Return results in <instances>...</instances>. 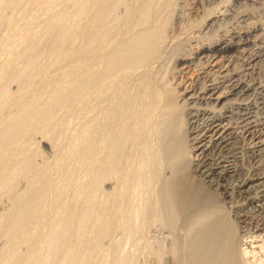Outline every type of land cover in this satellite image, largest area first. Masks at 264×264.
Masks as SVG:
<instances>
[{"label": "bare ground", "instance_id": "6f19581e", "mask_svg": "<svg viewBox=\"0 0 264 264\" xmlns=\"http://www.w3.org/2000/svg\"><path fill=\"white\" fill-rule=\"evenodd\" d=\"M7 1L8 0H0V21L3 20V17L5 18V15L3 13L4 11H2V8H3V6L6 5ZM15 1L13 0V3ZM175 2L177 3L176 0H31V1L28 0V2L26 4H24L26 6L28 5V9L26 10V12L23 16L24 18L21 20L18 19L20 22L17 21L14 16H12L14 13L12 15L10 14L11 17L7 16V19H8L7 25L9 24V26L12 28V29H10L12 31V34L10 33L11 31L8 34H10L11 36L13 35V36L12 37L8 36L9 38L4 36V39L1 40L2 42L0 41L1 42L0 52L6 53V55L4 53L5 57L3 58V60H2V58L0 59V202L3 200V198H4L3 196L5 195V197L6 196L8 197L7 200L8 201L10 200V205L8 204L9 207L7 209L4 207L6 209V211H4V210H3L4 212H1L2 210L0 211V234L2 236L7 237L9 242H8V244L6 242L7 246L5 245L4 248L1 247V249H0V264H5V263L7 264L8 262H12L13 260H14V262H13L14 264L15 263L20 264V262L22 260L24 261L23 264H28L24 260L27 257L32 258L33 259L32 261H34V260L36 261L39 258L38 257L39 255H37L36 259L33 258L34 255L33 256H30V255L34 254V252L38 249L36 247L37 245H35V244L38 241L37 239L42 237V235L39 234V231L40 230L43 231V229H46L47 233L46 232L45 233L48 234V236L51 234V232H53L52 231L53 229H52L51 232L49 231L50 232V234H49L48 228L41 227L43 229H39V231H38V228H40V226L43 224L46 225V227H48L51 224V223L49 224V222H52V220L54 221V220L58 219L59 221L58 220H56V221L60 222V219H62L63 216L65 217V219L64 218L63 219L65 221H67L68 217H70V213L73 211L72 209H74V206H75V205L67 206L66 205L67 203L64 204V206H66L67 208L73 207L72 209H70L71 210L70 211L69 209H66V207H64L62 205L59 206L58 205L59 199H58V201L56 203L58 206H56V204H54L52 202L55 205V206L53 205L52 208L57 207L60 209V207L62 206L61 210H60V214L62 215V218L59 219V217H61L60 214H59L60 216L59 215L56 216L55 214L53 215V216H56L57 218L56 217L53 218L50 215L52 217V220L47 222L49 225L46 223H42V221H44V220H40L41 217L43 218L45 215L50 214V212L54 211L51 208V211L48 213L49 210L47 211L45 207H42V205L46 204L48 202L47 205L50 206L49 201H51V199L50 200H49V198L46 199V197L49 196L48 193H49V191H51V189L55 183H56L57 187H54V188H57L56 190L58 192H61L58 190V188H59L58 181H60L59 178H61V177L57 178V179H59L57 181L55 176H56L57 172L59 171V169L63 168L62 166H64V165H62V166L60 165L61 167L57 170V165L55 164L56 160L54 158V160H55L53 163L54 165L53 164L52 165H53V167L54 166L55 167L54 168L50 167V169L47 168L50 171H52L51 168H53L54 171H55V169L57 170L56 174H54L55 175L54 177L56 180L54 182V184L52 181L53 179L49 178L50 176L48 177V175L51 174V172L50 173L48 172L49 173L48 175H46L47 172L45 174L41 173V174H43L42 176H41V174L39 175L37 173V171H35V169L36 170L41 169V168H39L40 163L39 164L36 163V164H38V165H36V168H35L34 163H33L34 161H36V158L34 159L35 152L32 151V149H33L32 146L34 147L33 144H35L36 142L33 143L32 141H35V140H32V138L35 135L39 136L36 133H40V135L42 134V136H43L42 138L44 139V137H45V140H47V139L51 140L54 136H56L55 134L57 132L54 134L53 131H52V133H53L52 135H54V136H52L51 139L49 138V136H47L48 134H50V136H51V130L50 129L53 128V125L54 126L56 125L54 119H56L57 116L61 117V119H62V116L67 115L69 112L68 110H70L69 107H71L72 105L74 107L75 102L77 104V100L82 95H83L82 97H84V95H85V98H86L87 92L84 94V90L87 88L86 86L90 87L89 84H92V82L96 81L97 83H95V84L99 87L100 90L96 89V90H98L96 92L97 94H96V96H93V95H90L89 93H91V91L94 90V87L97 88V86L95 85L93 87L94 84L91 85L93 87V89L91 87L92 90L88 87L91 90L88 93L89 98H90V96L91 97L92 96L93 97H99L97 95L100 93L99 91H101V90H104L103 96H106L107 92H111V91H109L111 89V87H108L111 80L115 79L114 82H117L118 80L120 82H122V81L123 82H130V80H132L134 77L136 78L137 82H139V84L137 85L138 86L137 89L134 88L137 91L135 94L136 98H135V95L134 96L132 95L133 99H131V100L133 102L132 104H134V105H133L132 113L130 112L132 114L131 116H130V113H127L126 110H125L126 111L125 114L120 113V111H119L120 108L122 110V109H124L122 107H125V106L121 107V104L119 106V110H117L118 105H116L117 108L116 107H110V106H108V104H107V106L105 105L106 111H107V108H109V107L111 108V109L109 108L111 114H110V112H107V113L111 116V118L113 117L112 120L115 119L113 116L114 113L112 112V110H113L112 108H116V110L119 112L115 115H118V114L122 115L123 114L124 116L125 115L127 116L129 114V116H128L129 118L125 117L127 120L126 119H125V121L123 120L124 122L122 121V119H124V118H122V119L120 118L121 120H119L117 118L121 117V116L120 115L116 116L117 117L116 120H119V122L122 121L123 123L118 124L119 122L117 123V121L113 120V121H115V123L114 122L113 123L114 124L117 123L119 126V131L120 130L121 131L120 132L118 131L119 135H117V137H114L116 139H112L113 137L110 138V141L113 140V144L111 143L112 145L108 143V139L107 140L105 139L106 141H104V142L108 143L109 146L110 145L112 146L111 150L108 151V149H110V147L109 146L107 147L103 144L106 147L105 150L108 148L107 149L108 153L106 156H105V152H107V151H105L104 155H102L103 152L97 150L98 147H96V146H100L99 148H102V147L104 148V146L101 145L103 143L101 135L103 133V136H104V133L106 134L107 131L111 132L110 130H112V129L108 130L105 128L106 131H103V132L99 131V133H101V134H98L101 136L100 138H99V136L98 137L95 136L97 138L96 141H98V138H99V140L101 139V144L99 143L100 141H98V143L100 145L98 143H96V141L94 140L95 138L93 137V140H94L93 144H95V143L97 144V145H93L95 149L97 148L96 149L97 152H96V150H95V152L96 153L100 152L99 155L106 157V160L104 159L105 157L103 158L104 159L103 160L102 158L98 157V154H97L98 158L96 156H94L95 159L97 158L96 159L97 161H98V159L99 160L102 159L101 161H103V162L105 161V165H104L105 167L104 166L103 167L106 168V170L110 169V171L108 170V172H106L105 174L103 173L105 175V176H103L104 179L107 177L106 174L109 172H111L110 173L111 175H116V173H115L116 171L113 173L114 169H112L113 170L112 171L111 168L114 167V165L117 167L119 161H121V156L122 155L124 156V153H125V155H128L126 152L128 150H132L130 148L135 147L137 149L134 150V152H136L138 150L139 152L144 153L143 150L140 151L141 148L140 149H138V148L143 146V144L146 142L144 144L147 147V149H144L146 151L145 152V158H143L144 154L143 155L137 154L139 159H138L136 169H134L136 163L133 160H129V161L134 162L133 163V164H135L134 168L131 167L133 165H130V164H128V165L130 166L131 169L135 170V172H133L135 174L134 178L137 180V183L139 184V186H140V184H142V186L145 187L144 183H145L146 178L152 179L150 174L145 175L144 174L145 171L143 172V168H144L143 166H145L144 170L145 169L147 170L146 167H148V166H146V165H149L146 163H150V165L153 167L155 178L157 180H159V184H160V180H163V183H161L162 184L161 189H159V190H161V193H159V194H161V198H160V202H159L160 205L157 203L158 200L155 203L161 207V209L159 208V211H162V214H163L162 218H163L164 222H166V223H168V225H170L169 227L173 226L175 228L180 220L186 221V219L188 220V218L191 219L190 223H188L189 221L187 222L189 224L188 225L189 227H187L189 232L186 231L187 234H185L188 236V233L191 232L190 234L192 235V240L191 239L190 240L192 242L190 241L191 242L190 245L187 243L189 245V247L191 246V248H189L188 245H187V247L189 249L187 247H183L184 245L186 246V242H187L186 239L190 238V237L185 236L184 234H182V236H181L183 238L187 237L184 239L185 240L184 245L183 246L181 245L182 240H183V238H182V240H180V239L176 240V243H175L176 246L175 247L179 246V244H180L181 249L183 247L187 250H190V251H187L188 255H189L187 257V259L188 258L191 259V261L194 264H264V215H263L264 204H262V205L255 204V202L259 201V200L256 197H252V196H254V195H252L253 191H255L254 189H256L258 187V185L260 184L259 182L262 180V178H260L257 175V171L259 170V167H257V164L260 161V160L258 161L259 157H261L264 153V131L260 135L259 133L261 132V130H258V127L261 125V123L262 122L264 123V82H263V80H261V82H258V83H253V84L248 83L247 81L244 80L245 76H242L243 74H241L242 73L241 71L249 69V68L253 69L256 65H259L260 62H264V47L260 46L257 50H255L253 48L254 45L252 46L253 41L251 39V37L254 33H258L260 31L262 32L264 30V25L262 24V22L253 21L252 20L253 17L250 16V12H248V10L250 11L249 8H252L253 5L255 3H257V1H255V0H190V2L193 4L191 6V7H193V10H194L193 13L195 14V16L197 15V19L193 23L195 25L192 24V26L194 28L195 27L196 28L199 27V28L196 30L192 29L191 33L189 32L188 35H187V32L190 31V28H186V30H184V31L181 30L182 32L181 31L178 32L179 30L176 32L171 27H169L170 29H172V32H170L171 34L168 31L169 30L168 29L169 24H167L168 19L166 18V16H167V14L171 13V12L170 13H168V12L172 8V6H174ZM13 3H12V5H14ZM15 3H17L18 5L21 6L22 0H19V1L17 0V2H15ZM18 5L16 7L19 8L20 6H18ZM13 8H15V6ZM15 9H17V8H15ZM119 9L123 10L122 13L118 12V11H120ZM6 15H7V13H6ZM231 15H233V16L236 15V17L239 16V17H237L238 22H239V26H238V28L237 27L233 28L232 31L227 32L226 34L218 35L216 37L211 36V35H209L210 36L209 37L207 35V38L206 37L204 38L201 33L196 34V32H194V31L199 32L200 28H202L204 26L206 27L212 21L215 22L216 18H218L219 20L221 18H223L221 20H229V17H231ZM15 16L17 17L16 14H15ZM196 22H199V23L196 24ZM189 26H191V24ZM189 26H187V27H189ZM175 29L177 30V28H175ZM5 37H6V39H5ZM253 44H256V43H253ZM239 45H242L244 47V51L247 50V53H242V59L239 60L238 65L236 62H234L236 64L234 66H232L230 70L227 69L226 71L218 72L217 74H211V72H207L205 70V71H203V73H204L203 77H202V75H199L198 77L196 76V78L194 80H192V83L188 87L183 88L184 84L187 83V79H189L188 75H190V74L192 75L195 72L201 71L203 68H206V67L208 69L209 68L208 65L210 66L212 63H214L217 60V58L220 56L222 59L225 57H229L226 55L230 54L235 49V47L239 46ZM165 53L167 54L166 60L168 62V64H166V62H165V66L168 65L167 66L168 68L171 66V69L170 68L168 69V75H167V76H169V77H167L168 80H165V75H164L165 71H163V72L161 71V73L160 72H157V73L154 72L155 71L154 68H155L156 64L161 63L160 67L164 66V63H162V60H163V56L166 55ZM4 55H2V56H4ZM77 55L78 56L81 55V57H84V58L89 57L88 58L89 63L86 62L87 63V65H86V63L82 62L81 60L74 61L76 63H73L72 59L75 58V56L77 57ZM2 56L0 55V57H2ZM19 57H22V59H26V60H24L26 63L24 64L23 67L18 66L20 68H16L18 64L15 65V63H16V61H18L17 58H19ZM229 59H230V57H229ZM19 60H20V58H19ZM165 66H164V70H165ZM160 70H161V68H160ZM45 73H50V76L51 75L53 76V78H52L53 83H52V81L47 82V80L49 78ZM248 74H250V73H248ZM45 75L48 78V79L46 78L47 80L45 79ZM156 75H157V77H155ZM147 77H149V78H147ZM116 79H117V81H116ZM157 79H158V81H156ZM50 80L51 79H49V81ZM226 83H227V85L225 86ZM14 85H16V87H14L16 89L13 90L12 86H14ZM118 85L123 86V84H121V83ZM114 86H116V85H114ZM129 86H131V85H129ZM106 88H107V91L105 90ZM125 88H127V87H125ZM218 88H223L226 90L225 96L221 99L218 98L216 100H211V98L207 99L206 96L212 95L213 93H215L217 91ZM129 90L131 91V89H129ZM114 92L112 93L113 95H114ZM119 92H121V91H117L118 95L122 94V93L119 94ZM122 92L124 93V91H122ZM92 93H93V91H92ZM102 93H100L101 97H103ZM127 93H129V92H127ZM133 93H135V91L130 92V94H133ZM93 94H95V92ZM110 94L111 93H108L107 96H109ZM117 94L115 93L114 96H117ZM113 95H111V96H113ZM114 96L108 97V98L109 99L111 98L110 100L114 101V100H112L113 98H116ZM121 96L122 95L119 96V99H118L119 101H120ZM126 96L127 95L125 94L124 97H125V99L128 100L129 98H127ZM82 99H84V98H82ZM99 99H100V97H99ZM85 100H88V99L86 98ZM93 100H97V99L93 98ZM101 100H102V98H101ZM103 100H104V98H103ZM103 100L101 102H100V100L99 101L97 100V101L100 102L101 104H104L105 102L103 103ZM116 100H117V98H116ZM118 100L116 102L119 104L120 102H118ZM131 100H130V102H131ZM89 101H91V100H89ZM126 102L127 101H125L124 104L129 103V102H127V103ZM81 103L79 102L80 107L83 109L82 105H84L85 101L82 105H81ZM86 103L88 104V102H86ZM95 103H97V102H95ZM101 104L97 103L98 106L99 105L101 106V107L100 106L98 107L99 111L102 110ZM110 104H111V102H110ZM122 105H123V103H122ZM128 105H126V106L129 107ZM105 106H103V108ZM75 107H77V106H75ZM88 107H90V103H89ZM67 108H68L67 113L65 115H63L64 111ZM81 108L79 111H81ZM99 108H101V110ZM74 109L76 110V108H74ZM74 109L72 108V111H74ZM78 109H79V105H78ZM84 109H85V106H84ZM92 109H93V107H92ZM92 109L90 108L91 111H92ZM95 110H97V108L94 109V111ZM85 111H87V110H85ZM85 111L83 110L82 114ZM99 111L97 113H100V115H105V114L107 115V113L103 114L105 111H101L102 114ZM113 111H115V109ZM117 111H115V113ZM123 111L124 110H122V112ZM70 112H69V114H70ZM60 113H63V114H60ZM76 113L78 114V112H76ZM79 113L81 114V112H79ZM97 113L96 114L93 113V115H90L92 113L89 112V115L91 117L93 116L92 117L93 119H91V121L94 120L95 118L100 119L99 120L100 122L102 121L103 118L94 117L95 115H97ZM72 114H73V112H72ZM74 114H75V111H74ZM82 114H81V116H82ZM86 114L88 115L87 112H86ZM86 114L84 113L83 115H86ZM69 116H72V115H69ZM78 116H80V115L78 114ZM90 116H88V117H90ZM110 116H109V119H111ZM102 117H104V116H102ZM106 117L108 118V116H105L104 120L107 119ZM61 119L59 118L60 123L65 125V127L67 129H69L67 127L68 125L66 126V124L63 121L61 122ZM63 119H64V121L66 120L65 117ZM84 120H89V118H85ZM112 120L110 121L111 123H112ZM78 121H79V119H78ZM96 121L98 122V120L95 119L94 122H96ZM106 122L107 123L109 122L108 119ZM52 123H54V124L52 125ZM56 123H57V121H56ZM58 123H59V121H58ZM67 123H68V121H67ZM83 123H85V122H83ZM83 123H82V125H84ZM96 123H94V124L97 125ZM102 123H98V124H101V126H103ZM107 123H104L105 126ZM88 124H86V125H88ZM94 124H89L88 127H90V125H91V127H92V125L94 127L95 126ZM108 125L109 124H107V126ZM57 126L59 127L60 125L58 124ZM84 126H82V128H80V129L81 130L84 129ZM101 126L98 125L99 128ZM114 126H112V127H114ZM49 127H51V128L49 129ZM93 127L91 128V130L87 127L86 128H87V130L92 132V129L94 131V128H95V127L94 128ZM98 127L95 129V132L97 131ZM108 127L110 128V125ZM56 128L57 127L55 126L53 130L56 131ZM63 128L61 125V129H63ZM78 128L79 127H77V129ZM116 128L114 129V131L116 130ZM58 129H60V127ZM61 129H60L59 134L61 136L62 135L65 136L64 134L68 130H66V129L61 130ZM100 129L105 130L104 127H101ZM61 131H63V132H61ZM64 131H65V133H64ZM69 131H70V129H69ZM77 131H78V134H80V137L83 134L87 135L86 133L89 132V131H87L85 133V131L83 130L84 133L82 131L83 134H81V133H79V132H81L80 130H77ZM95 132H93V133H95ZM116 132H117V130H116ZM62 133H64V134H62ZM72 133H74L73 130L70 134H71V136L75 135ZM96 133H98V132H96ZM70 134H68V136ZM89 134H90V132L87 135L88 139H90ZM108 134L109 133L107 132L106 137H108L107 136ZM112 134L116 135L117 133L114 132ZM68 136L67 137L65 136V138L69 139L71 137V136H69V137ZM75 136H77V135H75ZM106 137H104V138H106ZM40 138H41V136H40ZM58 138H59V135L55 139H58ZM73 138H74V136H73ZM78 138H79V135H78L77 139ZM85 138L86 137L84 136V142L83 143L81 141L82 138L80 139L81 142L80 141H77V142H79L80 145H83L85 143L83 146H86L88 148V146H90L89 145L90 142L88 143V141H90V140H86L87 138L86 139ZM91 138H92V136H91ZM72 139L69 140V142L70 141L73 142L75 140V139H73V140ZM133 139L138 140V142H136L139 144L138 147L135 146V144H136L135 142L133 143L134 146H132V147L130 146L131 143L134 141ZM60 140H61V137L59 138V140H57V142H60ZM85 140L87 141L88 144H86ZM131 140H133V141L131 142ZM137 140H135V141H137ZM63 141L61 143H63ZM245 141H247V142H245ZM53 142H54L53 143L54 145L57 143V142L55 143V141H53ZM77 142L75 144L77 146L73 145L74 143L73 144L70 143L71 148H69L70 144L67 145V143H68L67 142L66 145L68 146L67 147L68 149H66L65 144H63L64 146L61 145V146H63L62 150L66 149L67 150L66 152H69L70 150H71V152L74 151L76 147L78 148ZM40 143H41V141H40ZM61 143H59L58 145H60ZM128 143H130L129 144L130 148L128 147V149H127ZM37 144H35V145H37ZM140 144H141V146H140ZM56 146H53L54 149ZM72 146L73 147L75 146L74 150L72 149ZM113 146H115V147H113ZM35 148H37V147H35ZM77 148H76V150H77ZM112 148H114V149H112ZM125 148L127 149L126 152H125ZM51 149H53V148L51 147ZM56 149H58V148L56 147ZM84 149L81 147L79 150V148H78V150L81 151V153L78 152V150L73 152V153L75 154L77 152V155L82 154V156H83L82 152ZM142 149H143V147H142ZM117 150H118V152H117ZM85 151H84V153H85ZM102 151H104V150H102ZM37 152H36V154H37ZM71 152H69V153H71ZM86 152H87V154H89L88 157H90L91 154L88 153V150ZM90 152H91V150H90ZM134 152H133V154H134ZM133 154H131V155H133ZM192 154H193V156H192ZM238 154H240V156H238ZM51 155H53V153ZM66 155H64V156H66V158H67L69 154L66 153ZM140 155L142 156V160H141V157H139ZM70 156H72V154L69 155V157ZM80 156H79V158H80ZM85 156L87 157V155H85ZM134 156H136V153L132 157H134ZM243 156H244V158H243ZM59 157H60V155H58V158ZM75 157H77V156H75ZM75 157H73V160L75 159ZM128 157H130V156L128 155ZM40 158H44V157H40ZM46 158H44V159H46ZM62 158H63V156H62ZM124 158H127V157L125 156ZM228 158L229 159L232 158V160L228 161L227 160ZM68 159L70 161L71 157ZM76 159H78V158H76ZM80 159L82 160V158H80ZM86 159H88V158H86ZM60 160H61V158H60ZM134 160L137 161V157ZM242 160L249 162V164H250L249 165V168H250L249 171L250 172H249V175L246 174V176L243 177V179H241L239 181L237 186L234 187L238 190V192L236 194L234 188L232 190H229V187L227 186L228 184H226V183H228L231 179H234V177H236L235 176L236 174H240L241 172H243V168L242 169L239 167L237 168L238 163L242 162ZM66 161H68V160H66ZM69 161H68V163H69ZM85 161H87V160H85ZM92 161L94 162V164H93V166H94L97 161L96 162L94 160H92ZM123 161H124V159H123ZM129 161H126V162L128 163ZM231 161L235 162V166H236V169L234 170V172H235L234 176H233L234 172L231 173L229 171V166L226 165L227 162H231ZM62 162L64 163L63 159H62ZM73 162L76 163L77 161L74 160ZM59 163H60V161H59ZM85 163H87V162H85ZM120 163L122 164V162H120ZM143 163H145V165ZM77 164H78V162H77ZM102 164H104V163H102ZM121 164H119L121 166L120 168H122V165H123V164L122 165ZM126 164H124V165L126 166ZM83 165H85V164H83ZM124 165H123V167H124ZM258 165H260V162ZM41 166H42V164H41ZM79 166H81V164ZM79 166L77 165L76 168H74L75 166L72 165L71 168L73 167L75 169V170L73 169L72 171L77 172L79 170L77 167H79ZM89 166H92V164ZM98 166H100V165H97V169H98ZM66 167L71 170L69 165ZM103 167H102V169H103ZM116 167H115V169H116ZM37 168H39V169H37ZM67 168H63V169H67ZM79 168H80V170L82 169L81 167H79ZM120 168H118V170ZM47 169H46V171H47ZM128 169H126V170H128ZM99 170L101 171V169H99ZM121 170H124L125 172H122ZM126 170L120 169V171L122 172V175H123V173L126 174V172H127ZM150 170H151V167H150ZM153 170H152V172H153ZM100 171L97 170L98 175H99ZM130 171H132V170H130ZM40 172H43V171L41 170ZM63 172H62L63 173L62 177H63V175H64V177H66V176L69 177L70 176L69 174H72L71 172L68 173L69 171H67V170L66 171L63 170ZM103 172H105V171H103ZM146 172H148V171H146ZM150 172L151 171H149L148 173H150ZM59 173L60 172H58V174ZM67 173H68V175H67ZM94 173H96V169H95ZM65 174H66V176H65ZM130 174L132 175V172ZM130 174H129V177L130 178L133 177V176H130ZM164 174H165V176L162 178V176ZM87 175H86V179H87ZM91 175H92V176H90L91 178L95 177V174L94 175L91 174ZM117 176H118V174H117ZM117 176H114L113 179L115 180V177H116V180H117ZM126 176H128V175H124V180H125ZM51 177H53V176L51 175ZM81 177H82V175H81ZM111 177H113V176H111ZM195 177L200 178L202 180V182H200V180L197 179V180H199L200 184L196 183L197 180ZM75 178H77V177H75ZM121 178H122V176H121ZM121 178H120V180H121ZM134 178L133 179L131 178V180L134 181ZM18 179H21V180H18ZM22 179H24V180H22ZM95 179H99V177L97 176V177H95ZM113 179L111 178V180H113ZM154 179H153V181H154ZM69 180H70V177H69V179L65 180V183L68 184L67 182ZM109 180L110 179H108V181ZM111 180H110V183H111ZM122 180H123V178H122ZM17 181H20V182L25 181L27 183V185L25 184L26 186H23V188H24L23 190L16 191V189L18 188V186H15V185H17ZM81 181H83V180H81ZM81 181H80V183H81ZM85 181H87V180H85ZM99 181H100V179L97 182L99 183ZM104 181H102V179H101V181H100L101 185H102V182H104ZM125 181H123L122 183H125ZM128 181H126V183H128ZM118 182L120 183V181H118ZM134 182L131 181L129 183H130V185H132ZM70 183H72V182H70ZM73 183H75V182H73ZM87 183H85V184H87ZM114 183H116V181ZM119 183H116V185L117 184L119 185ZM137 183H136V185H138ZM156 183L157 182H155V184ZM92 184H95V183H92ZM103 184H105V182ZM153 184H154V182H153ZM206 184L212 185L213 187H216L215 190L218 192L207 191ZM71 185H70V187H71ZM149 185L151 186L150 183H149ZM19 186L21 187L20 184H19ZM87 186H89V184ZM91 186L94 187L93 185H91ZM97 186L99 187L100 185H97ZM97 186L95 185V188ZM119 186H121V185H119ZM122 186H124V185H122ZM142 186H141V188H143ZM20 187L18 189H21ZM113 187L114 186H112V188H111L112 191L117 189L116 187H115V189H113ZM126 187L127 186L125 185V188ZM129 187L131 188L132 186H129ZM152 187H154V185ZM60 188L62 189V186H60ZM66 188H69V187H66ZM95 188H94V190H95ZM97 188H96L97 192L101 191L103 189V188H100L99 190H97ZM122 188L123 187H121V189ZM141 188H140V190H141ZM148 188L150 189V187H148ZM127 189L128 190H126V192L129 191L128 187H127ZM146 189H144V190H146ZM153 189H156V186ZM153 189L149 190V191L154 192L153 196H155L157 193L155 194V191H153ZM92 190L93 189H91L90 191H92ZM140 190L137 192H140V195H141L142 190L141 191ZM157 190H156V192H157ZM79 191H80V189H79ZM90 191H89V193H90ZM96 191H92L90 194H92L93 192H96ZM112 191L109 190V192L108 191L107 192L110 194V192H112ZM119 191H120V188H119ZM132 191L135 192V190H132ZM63 192H64V190H63ZM107 192L105 191L104 193H102V194L100 193V194L105 195V197H106L107 196L106 194H108ZM124 192L125 191H123V193L122 192L121 193L124 194ZM145 192H147V191H145ZM51 193L52 192H50V194ZM75 193H76V191H75ZM112 193H113V195L112 194H110V195L114 196L115 193L114 192H112ZM56 194H58V193L56 192ZM65 194H67V193L65 192ZM85 194H88V193H85ZM96 194H95V197H96ZM100 194H97V195H99L97 197L98 198L100 197L99 200H100V202H102L101 199H103L105 197L101 198ZM122 194H121V196H122ZM133 194H130V195L132 196ZM135 194H137L139 196V193L135 192ZM149 194H151V192ZM221 194H222L221 201H223L224 203H227L228 200H231L232 204H235L236 198L239 199L238 201H244V203H242V204H238V203L235 204V206L232 207L233 209L231 208L234 212V217L230 220H226L225 216H224V220H220V214H221V208H222L221 206L222 205H217L218 203L217 204H215V203L220 202V195ZM92 195H94V194H92ZM115 195L118 196V194H115ZM124 195H126V194H124ZM85 196H83V197H85ZM87 196H90V195H87ZM111 196H110V198H112ZM119 196H120V194H119ZM131 196H130V198L132 199ZM145 196L147 197V193ZM57 197H59V196H57ZM60 197H63V193H62V196H60ZM68 197L69 196L67 195L66 198H68ZM75 197H77V196H74V198ZM91 197L89 199L90 203H91V201L92 202L94 201L91 199ZM97 197L94 198L95 201H96V199L98 200ZM123 197L125 198V196H123ZM123 197H122V199L116 198L115 200L118 201L120 199L119 201L121 202V200L122 201L124 200ZM155 197H159V196L156 195ZM110 198L108 196V200ZM130 198H128L129 203H131L130 201H132V200H130ZM137 198L138 197H136V199ZM154 198H153V200L156 199V198L155 199ZM61 199H63V198H60V200ZM82 199H84V198H82ZM112 199H114V197ZM112 199H110V200L113 203ZM133 199H134V197H133ZM143 199H145V198H143ZM45 200H47V202L44 203ZM72 200H71V202H72ZM99 200H98V202H99ZM115 200H114V203H116ZM135 200H133V202ZM139 200H140V196L138 198V201L136 200L138 204L141 202V200H140V202H139ZM149 200L152 201V204L150 203L151 206H149L147 204L150 208L152 207V205L153 206L156 205V204H154L153 200H151L150 197H149ZM63 201L66 202L65 198L62 201H60V203L63 204L64 203ZM103 201H104V203H101V204H98L97 201H96V203L100 206L102 204L106 205V204L110 203V202L106 203V202H108L107 198H106V200L104 199ZM145 201L146 200H144V203H141V205L149 202V201L148 202H145ZM54 202H56V201H54ZM120 202H119L120 205L123 204ZM142 202H143V200H142ZM7 203H9V202H7ZM52 203H51V205H52ZM82 203H84V202L82 201ZM90 203L87 202L88 205ZM74 204H76V203L74 202ZM80 204H81V202L78 205L79 209L81 207H83L84 205L88 206L85 203L83 206H82V204L81 205ZM110 204H109V206H110ZM98 205H96V206L99 208L100 206H98ZM116 205L114 206V209H115V207L117 209L118 208L117 206H119V205H117V206ZM133 205H134V207H132V208L134 210V208L137 207V204L135 205L133 203ZM141 205L139 204V206L142 209L143 207L145 208L146 204L144 206H141ZM43 206H45V205H43ZM49 206H46V207H49ZM111 206H113V205L111 204ZM122 206H124V205H122ZM128 206H130V205H128ZM128 206H126V208H128ZM249 206L256 209V211L252 214H249V212H246L245 209ZM91 207H93V208H91V212H92V210L94 208H96L94 206V203L91 205ZM106 207L105 206L100 207L101 211H102V209L104 211V208H105V210H107ZM149 207H147L146 209H143V210H145V211L149 210ZM41 208L42 209L45 208L44 211H47L46 212L47 214H45V215L40 214V213L44 212V211H41L42 210ZM57 208H56V210L59 211V209H57ZM98 208H96V209H98ZM153 208H155V206ZM137 209H139V208H137ZM67 210H69L70 213ZM78 210L76 212L74 211L75 214L78 212ZM83 210L86 212L85 208L82 209V211ZM119 210H121V208ZM151 210H152V208H151ZM151 210L146 211L147 215L151 214ZM154 210L157 211V208ZM154 210H153V212H154ZM225 210L226 209H224L223 211H225ZM232 210H230V212ZM80 211H81V209H80ZM103 211H102V213L100 212V213H96V214L102 215L104 212L105 213L108 212V211L107 212L106 211L103 212ZM118 211H116L117 215L119 214ZM139 211H141V210L139 209ZM142 211H141V214L144 213V211H143V213H142ZM226 211H228V210H226ZM74 212L71 213L73 215V217H74V214H73ZM112 212H114V211L112 210ZM116 212L113 214H116ZM123 212H124V209H123ZM123 212L121 211L120 214H122ZM127 212L125 211L126 214H127ZM137 212L138 211H136V213ZM153 212L151 215L152 217L155 213V212L154 213ZM53 213H51V214H53ZM55 213H57V212H55ZM94 213H92V215ZM108 213H107V215L105 214L106 218H107V220H111L113 217L109 215L111 219H108L109 218ZM110 213H111V211H110ZM125 213H124V215H125ZM157 213H155V214H157ZM89 214H90L89 216H91L93 218L91 213H89ZM98 215H95L96 218ZM127 215H128L127 218L130 219L129 216L131 217V214H127ZM137 215L138 214H136V216ZM47 216H49V215H47ZM134 216H135V214H134ZM151 216H150V219H151ZM254 216L256 219H258L257 224L255 226H252L251 228H249L248 229L249 231L247 233L245 232L246 233L245 235L240 234V236H239L238 232H239L240 228H239L238 224L239 223L250 224L253 221L252 219ZM73 217L69 218L72 222L74 219ZM75 217H78V215H75ZM91 217H89L90 221H88V219L86 220V222L88 221L89 224H87L85 222L88 226L90 225V222H91V224H93L92 221H94V223L96 222V218H95V220L91 221V219H92ZM98 217L101 218L102 216H98ZM119 217H120V215H119ZM122 217H123V220L125 221L126 218H124L123 214H122ZM125 217H126V215H125ZM144 217H146V218L145 219L143 218V220H146V219L149 220L148 219L149 216L147 218V216L144 215ZM47 218L48 217L45 218L44 222L48 221V220H46ZM66 218H67V220H66ZM78 218H77V220H75L76 219L75 218L74 222H77L79 220ZM83 218H85V217H83ZM102 218H105V216H103ZM106 218H105V220L103 219V221H101L102 219L100 220L98 218L99 221H101V222H99V224L100 223L102 224L103 222H105ZM49 219H51V218H49ZM121 219H119V222H121L120 221ZM132 219H136V218L133 217ZM39 220L41 221V223L39 222ZM70 220H68V222H67L68 226H69V223H71V222H69ZM123 220H122V223H123ZM141 220H142V216H141ZM147 220H146V222H147ZM56 221H55V226L58 223V222L56 223ZM62 221L60 222V225H61ZM151 221L153 222L154 219ZM112 222H114V224H115V222L118 223L117 226L115 225L117 230H118V225H119L118 220L117 221L112 220ZM127 222H125V224H127ZM130 222H131V219H130ZM136 222H137V225H135V224L134 225L138 227L139 226L138 220ZM149 222H150V220H149ZM37 223H40V224H38L39 227H38V225L36 226V227H38L36 230L40 236L37 234V232H35L36 234H34V235L39 236V237H35L31 233L32 230L36 228V227L35 228H33V227ZM52 223H54V222H52ZM65 223L63 221L62 225ZM109 223H111V221ZM109 223L106 222V224L111 227V225ZM139 223H140V220H139ZM142 223H144V222L143 221L141 222V225L143 228H145V226L148 225L147 223H146L147 225L142 224ZM156 223H157V221H156ZM82 224L84 225V222ZM96 224H98V220H97ZM125 224L124 225L121 224V225L124 228L127 227L126 230H128L129 224H127V225H125ZM150 224H151V222H150ZM51 225H53V224H51ZM65 225L67 226V224H65ZM73 225L75 227V224H73ZM79 225L80 224H77V226H79ZM101 226L103 228L105 225H99L100 228H101ZM135 226L133 227V224H131L130 228L132 229V227H133L134 230H136ZM60 227L58 224H57V227H55L57 229H55L52 226V228H54V231L55 230L58 231V230L62 229V231L64 230V232H65L67 229V228H64V229L61 228L60 229ZM74 227H72V230H70L71 229L70 228L68 231L71 232L70 236L75 237V238L72 237L75 241L77 234L75 235L73 232L77 233L78 229H76L77 227H75V228ZM83 227L85 228L87 226L85 225ZM91 227L92 226H89L90 230H91ZM110 227L109 228L106 227L107 232H108V229H110ZM142 227H140V228L143 230ZM164 227H165V225H164ZM94 228L95 227H93L92 229H94ZM96 228H97V226H96ZM100 228H98V229L100 230ZM113 228H114V226H113ZM49 229H50V227H49ZM74 229L76 231H74ZM85 229H86V231L87 230L89 231V229H87V228H85ZM119 229L122 230V228H119ZM30 230H31V232H30ZM81 230L82 229H80L79 231H81ZM99 230L97 231V229H94L95 232H93V233L101 232ZM104 230H102V231H104ZM114 230H115V228L112 229L111 231L114 232ZM126 230H125V233L127 234L128 232H126ZM138 230H139V228H138ZM26 231H27V234L30 232L31 235L30 234H29L30 236L26 235L25 234ZM62 231H61V233H59L60 231H58V234L56 236H55L56 233L53 232V233H55L54 234L55 237H54L52 242H50V241L53 237L51 236L52 234L50 235L52 238L50 239V241L48 243H51V244H49L50 246L48 245L50 248L47 247L48 249H46V251L47 250L49 251V249L50 250L53 249L54 246L57 245L58 241H59L58 243L60 244V242L62 241V240H60L62 238V237L60 238V236L64 235V233H62ZM83 231L84 230H82L80 233L81 234L84 233ZM128 231L131 232V230H128ZM90 232H92V231H90ZM132 232H131V234H132ZM241 232H242V230H241ZM93 233H91V234H93ZM125 233H124V236H125ZM79 234L77 236L76 241H78L80 239V238L78 239ZM81 234H80V236H81ZM85 234L87 235V233H85ZM82 235H84V234H82ZM115 235H116V233H115ZM128 235H129V233H128ZM128 235H127V237H128ZM67 236H69L68 232H67V235L65 237L66 238L65 242L63 241V243H64L63 245H65V243H69L68 245H66L67 247L73 246V245H70V244H72L73 239L70 236L67 238ZM91 237H94V235ZM47 238L48 237H46V240L48 241L49 239H47ZM175 238H176V236H175ZM4 239H6V238H4ZM43 239L44 238H42L41 240H43ZM57 239H59V240L57 241ZM62 239H64V238H62ZM68 239H71V243L69 242ZM83 239H86V237L81 238V241ZM94 239H95V237H94ZM260 239H262V240H260ZM46 240H45V242H46ZM179 240H180V243H179ZM21 241H26V244H27V242L32 243L31 244L32 247L29 246L30 244L27 245L30 247V249L27 248V251H26V253H28L29 256L26 255V258H24V259L22 257L26 253H24V255L18 253L21 250V249H18V247L20 248V246L25 243V242L23 243ZM54 241H56V245L54 243V246L52 248L51 246H52ZM66 241H68V242H66ZM76 241L74 242V244L77 243ZM86 241H87V239H86ZM102 241H103V239H102ZM102 241H101V243H102ZM188 241H189V239H188ZM39 243H38L39 246L45 245L44 243H42V241H41L42 244H39ZM82 243L83 242L80 243L81 246H85ZM94 243H97V242H94ZM255 243H258L257 247L251 246L252 244H255ZM3 244H4V242H3ZM61 244H62V242H61ZM80 244L79 243H78V245L76 244L77 248L80 246ZM85 244H88V242ZM123 245H124V243H123ZM2 246H4V245H2ZM109 246H108V248H109ZM121 246H122V244H121ZM90 247H87L86 251L84 250L85 254L90 252L92 249H94V248H91V250L87 251V249H89ZM42 248L43 247L41 246V249ZM63 248L64 247H62V248L57 247L55 249V252H53L54 250L49 252V255L45 256L46 261L48 263L52 262V264H54L53 263L54 261L56 262L55 264H64V263L68 262V260L72 261V259H75L72 256V254L76 253V251H75V249L77 250L76 247L75 248H74V246L70 247L72 250L68 249V251L66 253H64L65 252L64 249H66V248H64V249ZM73 248H74V250H73ZM81 248H83V247H81ZM98 248H100V247H97L96 249L98 250ZM34 249H36V250L34 251ZM61 249H63L64 251L63 250L61 251ZM39 250H40V247H39ZM97 250H93L94 253H95V251L97 252ZM103 250H101V252ZM184 250H181V252L183 254H184V252H186ZM77 251H78V253H80L79 250H77ZM98 252H100V251H98ZM22 253H23V251H22ZM50 253H52V254H50ZM78 253H76V254H78ZM81 253H83V250L81 251ZM104 253H106V252H104ZM118 253H120V252H118ZM182 253H180V254L182 255ZM36 254H38V253L36 252ZM91 254H92V251H91L90 255ZM100 254L101 253H99V255ZM180 254H179V256H180ZM78 255L81 257L82 254L81 255L78 254ZM90 255L85 256L83 254L81 259L84 258L83 256H85V258H87ZM92 255H94V254H92ZM185 255H184V257L187 256V255L186 256ZM79 256H77V258ZM71 257H73V258L69 259ZM91 257L93 258V256H90L89 259ZM105 257H107V256H105ZM108 257H110V256H108ZM114 257H115V255H114ZM181 257L182 256H180V258ZM184 257H182V258L184 259ZM79 258H78V260H79ZM182 258H181V260H182ZM39 259L41 260V255H40ZM42 259L44 260V258H42ZM81 259L79 260L80 263L81 262L83 263L86 260V259H83L84 261H81ZM89 259H87V260H89ZM147 259H149V258H147ZM40 260H38V261H40ZM43 260H41V261L43 262ZM87 260H86V262H87ZM96 260H97V258H96ZM105 260H106V264H107V261L110 264L112 262H115V261H113L115 259L107 260L105 258L104 263H105ZM29 261L30 260H28V262ZM89 261L91 262V260H89ZM182 261H184V260H182ZM72 262H68V263L71 264ZM178 262L183 264L180 261V259H178L177 263ZM188 262H189V260H188ZM76 263L77 262L75 261V264ZM104 263H102V264H104ZM116 263H117V261H116ZM191 263H186V264H191ZM43 264H45V261ZM87 264H89V263L87 262ZM91 264H94V263H91Z\"/></svg>", "mask_w": 264, "mask_h": 264}, {"label": "rangeland", "instance_id": "374dc122", "mask_svg": "<svg viewBox=\"0 0 264 264\" xmlns=\"http://www.w3.org/2000/svg\"><path fill=\"white\" fill-rule=\"evenodd\" d=\"M9 1V2H8ZM7 1V3H6V5L5 6H3V8H2V11H4L3 13H4V15H5V18L3 17V20H1L0 21V41L2 40V39H4V36H6L7 38H9L8 36H11L10 34H8L11 30L10 29H12L10 26H9V24L7 25V23H8V19H7V16H10L11 17V15L12 16H14L15 17V19L17 20V21H19L18 19H23L24 17V14H25V12H26V10L28 9V5L26 6V5H24V4H26L27 2H28V0H22V3H21V6L20 5H18L17 3H15V2H17V0L13 3V0L11 1V0H8ZM19 1V0H18ZM27 1V2H26ZM31 1V0H30ZM177 1V3L175 2L174 3V6H172V8L169 10V12L168 13H170V14H167V16H166V18L168 19L167 20V24H169L168 25V31H169V33L170 32H172V29L173 30H175L176 32L178 31V32H180L181 30L182 31H184V30H186V28H190V31H188L187 32V35L189 34V32L191 33V31H192V29L193 30H196V29H198L199 27H193L192 26V24L194 23V21L197 19V15L195 16V14L193 13V7H191L193 4L190 2V0H176ZM255 1H257V3H255L254 5H253V7L252 8H249L250 9V11L248 10V12H250V16H252L253 18H252V20L253 21H257V22H262V24L264 25V0H255ZM26 2V3H25ZM187 2V3H186ZM9 3V4H8ZM12 3L14 4V5H12ZM30 3V2H29ZM20 6L19 8L18 7H16V6ZM15 6V8H17V9H15V8H13ZM26 6V7H25ZM190 7V8H189ZM23 8V9H22ZM192 8V9H191ZM15 9V10H14ZM120 11H118V12H120V13H122V9H119ZM22 11V12H21ZM24 11V12H23ZM191 11V12H190ZM6 13H7V15H6ZM192 13V14H191ZM11 14V15H10ZM15 14L17 15V17L15 16ZM20 15V16H19ZM22 16V17H21ZM195 17V18H194ZM237 17H239V16H237ZM236 17V15H231V17H229V20H221V19H223V18H221L220 20L218 19V18H216V20H215V22H211L209 25H207L206 27L204 26V27H202V28H200V30H199V32H197V31H194V32H196V34H198V33H201L202 35H203V37L205 38H207V35L209 36V35H211V36H214V37H216V36H218V35H223V34H226L227 32H230V31H232V29L233 28H235V27H237L238 28V26H239V22H238V18ZM9 18V17H8ZM6 19V20H5ZM16 21V22H17ZM169 21V22H168ZM4 22V23H3ZM20 22V21H19ZM172 22V23H171ZM182 23V24H181ZM197 23H199V22H196V24ZM191 24V26H189ZM179 27H178V26ZM193 25H195V24H193ZM187 26H189V27H187ZM10 27V28H9ZM169 27H171L172 29H170ZM193 27V28H192ZM175 28H177V30L175 29ZM226 29V30H225ZM225 30V31H224ZM181 31V32H182ZM210 31V32H209ZM216 32V33H215ZM218 32V33H217ZM11 34H12V31L10 32ZM213 33V34H212ZM171 34V33H170ZM262 34V35H261ZM13 36V35H12ZM11 36V37H12ZM186 36V35H185ZM263 36V37H262ZM6 37H5V39H6ZM210 37V36H209ZM251 39H252V41H253V43H256V44H253L252 43V46H253V48L255 49V50H257L260 46H262V47H264V30L261 32H258V33H254L253 35H252V37H251ZM2 42V41H1ZM1 42H0V44H1ZM257 45V46H256ZM240 46V47H239ZM239 46H236L235 47V49L230 53V54H228V55H226V56H229L230 57V59H229V57H225V58H221V56L220 57H218L217 58V60L214 62V63H212L210 66L208 65V69H207V67L206 68H203L201 71H197V72H195L194 74H190V75H188L189 77V79H187V83H185L184 84V86H183V88L184 87H188L191 83H192V80H194L195 78H196V76L198 77L199 75H202V77H203V71H207V72H211V74H217L218 72H223V71H226L227 69L228 70H230L231 69V67L232 66H234L236 63H237V65H238V63H239V60H241L242 59V53H247V50H245L244 51V47L242 46V45H239ZM0 47H1V45H0ZM256 47V48H255ZM167 51V50H166ZM1 53V52H0ZM5 53V52H4ZM4 53L2 52L0 55L2 56V55H4ZM167 53V52H166ZM165 53V54H166ZM5 55H6V53H5ZM5 55L4 56H2V57H0V59L2 58V60H3V58L5 57ZM80 56V57H79ZM77 55V57L75 56V58H73L72 60H73V63H76V62H74V61H78V60H81L82 62H87V63H89L88 61H89V57H81V55ZM165 56V57H164ZM163 56V60H162V63H164V66H165V62H166V64H168V62H167V54L166 55H164ZM19 58H20V60H19ZM19 58H17L18 59V61H16V63H15V65H17V67L16 68H20V67H23L24 66V64L26 63L24 60H26V59H22V57H19ZM79 58V59H78ZM84 58V59H83ZM87 58V59H86ZM77 59V60H76ZM86 59V60H85ZM85 60V61H84ZM166 60V61H165ZM19 62V63H18ZM234 62H236V63H234ZM87 63H86V65H87ZM263 63V64H262ZM160 64L161 63H158V64H156V66H155V68H154V72L155 73H157V72H160L161 73V71L163 72V71H165V80H168V78L167 77H169V76H167L168 75V69L170 68L171 69V66L168 68L167 66L168 65H166L165 66V70H164V66L163 67H160ZM18 66H20V67H18ZM223 66V67H222ZM160 68H161V70H160ZM242 73L241 74H243L242 76H245V78H244V80L245 81H247L248 83H258V82H261V80H263V82H264V62H260V64L259 65H256L253 69L252 68H249V69H246V70H243V71H241ZM248 73H250V74H248ZM47 76H48V78L49 79H51L50 81H49V79L47 78V76L45 75V79L47 80V82H51L53 79V76L51 77L50 76V73H45ZM44 76V75H43ZM51 77V78H50ZM155 77H157V75L155 76ZM44 78V77H43ZM147 78H149V77H147ZM115 80V79H114ZM114 80H111V82L109 83V85H108V87H111V89L109 90V91H111V92H107V95H108V93H111L109 96H103V94H104V90H101V91H99L100 93H102V96L103 97H101V94L99 95H97V96H99L100 97V99H99V97H93V96H96V92L98 91V90H96V89H99V87L95 84V83H97L96 81L95 82H92V84H89L90 85V87L89 86H86L87 88L89 87L90 89H91V85H93V87L96 85L97 86V88L96 87H94V90H92L93 89V87H92V91H93V93L95 92V94H93L92 93V91L89 89H85L84 90V94L86 93V95H87V99L88 100H85L86 98H85V95H84V97H80L78 100H77V104H76V102H75V104H74V107H73V105L71 106L73 109L74 108H76V110L74 109V111H75V114H74V111H72V108L71 107H69V109L70 110H68V108L64 111V114L63 113H60V114H63V115H65L66 113H67V110L70 112V114H69V112H68V114L67 115H65V116H62V119H61V117H59V116H57V118L56 119H54V121H55V126L57 127L56 128V131H54L53 129H54V123H52V125H53V128L52 129H50L51 127H49V129L51 130V136H50V134H48L47 136H49V138L51 139V137L52 136H54V135H52L53 133L55 134L56 132V136H54L55 138H57L58 137V135H59V138L61 137V140H60V142H57V140H59V138L58 139H55L54 137L51 139V140H49V139H47V140H45V137H44V139L42 138L43 136H42V134L40 135V133H36L37 135H39V136H34L33 138H32V140H35V141H32L33 143H35V144H37V145H35V144H33L34 145V147L32 146V151L33 152H35V154H36V152H37V154L35 155L34 153V159L36 158V161H34L33 163H34V166H35V168H36V165H38L39 163V168H41V169H39V168H37V169H39L40 171L42 170L43 172H40L39 170H36L35 169V171H37V173L40 175L41 173H43V174H45L46 172V175H48L50 172H51V174H49L48 175V177L49 178H52L53 180V184H54V182L57 180H59L60 179V181H58V186H59V188H60V186H62V189L64 190V192H63V190L61 189H59L58 188V190L59 191H61V192H58L56 189L57 188H54V187H57V185H56V183L53 185V187H52V189H51V191H49V196H47L46 197V199H48L49 198V200L51 199V201H49V204H50V206L49 205H47V200H45L44 201V203L45 202H47L46 204H43V205H45V206H43L42 205V207H45L46 208V210L48 211V213L51 211V208H52V206L54 205V204H56L57 203V201H58V199H59V206L60 205H62V206H64V204H66L67 206H69V205H75L74 206V209H72V208H67L66 206H64V207H66V209H72L73 211L72 212H76L78 209H79V207H78V205H79V203L81 202V204H82V206L84 205V203L85 204H87V202L88 203H90V201H89V199H90V197H91V199L92 200H94L93 202L91 201V203L88 205V206H86V205H84L83 207L85 208V210H86V212L83 210L82 211V209H84L83 207H81L80 209H81V211H80V209L78 210V212L75 214V212L73 213L74 214V217H73V215L69 212V210H67L69 213H70V217H68V220H70L69 218H76L75 220H77V218L79 219L77 222H74V219H73V222L70 220L69 222H71V223H69V226H68V220H67V218H66V220L67 221H65L64 219H65V217L63 216V218H62V215L60 214V210H61V207H60V209L59 208H57V207H53L52 209L54 210H52L53 212H50V214H47L46 212L47 211H44L45 210V208H41L42 210L41 211H44V212H42V213H40V214H47V215H51L53 218L54 217H56L57 215H61V217H59V219L60 218H62V219H60V222L63 220L64 221V223L65 224H67V226L69 227H67L65 224H63L62 225V223H63V221H62V223H61V225H60V222H58L59 220L58 219H56V220H58V221H56V220H52V217L50 216H47V215H45L46 217H48L46 220H48V221H46V222H44L45 221V216L42 218H40V220H44V221H42V223H46V224H48L47 222H49L50 220H52V222H54V223H52V222H49V224L51 223V224H53V225H49L48 227H46V225H41L40 226V228H38L39 227V225L38 224H40L41 223V221L39 220V222L40 223H37L33 228H35L37 225H38V227H36L35 229H33L32 230V232H31V230H30V232L34 235V234H36L35 232H37V228H38V231H39V229H43L44 227L45 228H48V233L50 234V232H51V230L53 231V232H55V233H53V232H51V236L53 237H51L50 235L48 236V234H46L47 233V230L46 229H43V231H39V234L40 235H42V237L41 238H38L37 240V242L39 243V244H42V243H44L45 242V240H46V237H48L47 239H49L48 241L46 240V242L44 243L45 245H41L43 248L41 249V246H39L38 245V243L36 242V244L35 245H37L36 247L38 248H36V249H34V254H32V255H30V256H33L34 255V259H36L37 258V255H39L38 257L40 258V255H41V260H43L42 258H44V260H43V262L38 258L36 261L34 260V261H32L33 259L32 258H30V257H27L26 258V255L27 256H29V254L28 253H26V251H27V248L28 249H30V247H32L31 246V244L32 243H28L27 242V244H26V241H21V242H25L23 245H21L20 243V248L18 247V249H21L18 253L19 254H23L24 255V253H26L22 258L24 259V258H26V259H24L25 260V262H27L28 264L30 263V264H38L40 261V263L39 264H43L44 263V261H45V264H47L48 262L46 261V257L45 256H48L49 255V252H51V251H53V252H55V249L57 248V247H64V248H66V249H64L65 250V252L64 253H66L67 251H68V249L69 250H72L70 247H73L74 246V248L76 247L77 248V245H78V243L80 244L81 242H83L82 244L83 245H85V246H81V244H80V248L81 247H83V248H81L82 250H83V253H81V249L78 247L77 248V250H79L80 251V253H78V251L75 249V251H76V253H78V254H84L85 256H88V255H90V253H91V251H92V254H94V255H90V256H93V258L91 259H89V257H87V258H85V256H83L84 258H82L81 259V257H82V255H81V257L78 255V254H72V256L76 259L77 258V256H79L78 258H79V260L81 259V261H84L83 259H89V260H91V262L89 261V260H87V262L89 263V264H91V263H94V264H102V263H104V259L106 258L107 260H113V259H115V260H113V261H115V262H112L111 264H115L116 263V261H117V263L116 264H178L177 263V261H178V259H180V261L183 263V264H186V263H191L192 261H191V259H187V257L189 256L188 255V252L187 251H190V250H187V249H185V248H183V247H187V245L189 244H191V240H192V235L190 234V233H188V236L187 235H185V234H187V232H189V230H188V228L187 227H189L188 225V223H190V218H188V220L186 219V221L185 220H180L179 222H178V224H177V226L174 228L173 226H171V227H169L170 225H168V223H166V222H164V220H163V218H162V216H163V214H162V211H159V208L161 209V207L159 206L160 204H159V202H160V198H161V194H159V193H161V190H159V189H161V183H163V180H160V184H159V180H157L156 178H155V175H154V170H153V167L150 165V163H146V164H149V165H146V166H148V167H146L147 168V170L145 169L144 170V168H145V166H143L144 168H143V172H144V174L145 175H147V174H150L151 175V177H152V179L151 178H146V180H145V187H143L142 186V184H140V186H139V184L137 183V180L134 178V173L133 172H135V170L134 169H136V166H137V163H138V156H137V154H141V155H143L144 154V156H143V158H145V150L144 149H147V147H146V145H144L143 143V146H141V144H140V146L141 147H139L138 149H140V151H144V153H142V152H139L138 150L136 151V152H134V150H136L137 148H130V146L132 147V146H134V142L136 143V142H138V140L137 139H135V140H137V141H135L134 139V141L133 140H131V145L129 146V144L130 143H128V145H127V149H128V147L130 148V149H132V150H128L127 151V149L125 148V152L130 156V157H128V155H125V153H124V156L122 155L121 156V161H119V163H118V165H117V167L114 165V167H112L111 168V170L112 169H114V171H113V173L115 172L116 173V175H111L110 173L111 172H109V173H107L106 175H107V177L104 179V177L103 176H105L104 174L106 173V172H108V170L110 171V169H108V170H106V168H104L105 166V161L103 162V161H101L106 155H107V153H108V151H110L111 150V145L113 144V140L112 141H110V138H112V139H116V138H114V137H117V135H119L118 134V131H119V126H118V124H120V123H123L124 121H125V117H127V118H129L128 116H129V114L126 116H124L123 114H125L126 113V111H127V113H132V111H133V105L134 104H132L133 102H132V100L131 99H133L132 97L136 94V90L135 89H137L138 88V84H139V82H137V80H136V78L134 77L132 80H130V82H120L119 80V82L117 81V79H116V81L117 82H114ZM134 81V82H133ZM156 81H158V79L156 80ZM52 83H53V81H52ZM123 84V86H121V85H118V84ZM129 83V84H128ZM135 83V84H134ZM137 83V84H136ZM133 84V85H132ZM114 85H116V86H114ZM129 85H131V86H129ZM227 85V83L225 84V86ZM14 87H16V85H14V86H12V88H13V90L14 89H16V88H14ZM107 87V88H108ZM125 87H127V88H125ZM107 88L105 89L106 91H107ZM135 88V89H134ZM129 89H131V91L129 90ZM100 90V89H99ZM91 91V93H89ZM115 91V92H114ZM117 91H121V92H119V94L120 93H122V94H120V95H122L121 96V98H120V101L118 100L119 99V96L120 95H118L117 94ZM122 91H124V93L122 92ZM132 91H135V93H133V94H130V92H132ZM223 91V92H222ZM225 89H223V88H218L217 89V91L215 92V93H213L212 95H208V96H206L207 97V99H210L211 98V100H216V99H218V98H223L224 96H225ZM114 92V95H115V93L117 94V96H114L112 93ZM127 92H129V93H127ZM88 93L90 94V95H93L92 97L90 96V98H89V95H88ZM106 93V92H105ZM125 94L127 95L126 97L127 98H129L130 100H131V102H130V100L128 101L127 99H125ZM111 95H113L114 97H116L117 98V100H118V102H120L119 104L116 102L117 100H116V98H113L112 100H114V101H111L108 97H113V96H111ZM124 95V96H123ZM133 95V96H132ZM106 97V98H105ZM82 98H84V99H82ZM93 98L95 99H97L98 101L100 100V102L103 100V98H104V100H103V103L104 104H101L100 102H98L97 100H93ZM101 98H102V100H101ZM135 98H136V95H135ZM134 98V99H135ZM109 99V100H108ZM123 99V100H122ZM89 100H91V101H89ZM108 100V101H107ZM116 100V101H115ZM122 100V101H121ZM84 101H85V103H84ZM94 101V102H93ZM125 101H127V102H129V103H127V104H124L125 103ZM135 101V100H134ZM79 102L81 103V105L84 103V105H82L83 106V109L80 107V104H79ZM86 102H88V104L86 103ZM95 102H97V103H99V104H101L102 105V110H101V108H99L101 111H105L103 114H105V113H107V112H110V107H116V105H118V108H117V110H119V106H120V104H121V107L122 106H125V107H122V108H124V109H122V110H124L123 112H122V110H121V108H120V113H123L122 115L121 114H118V115H120L121 117H116V116H118V115H115V114H117V113H119L117 110H116V108H112L113 110L115 109V111H117L116 113H115V111H113L112 110V112L114 113V118L115 119H113V120H115V121H117V123L119 122V120H121L122 118H124V119H122V121L121 122H119L118 124L116 123V124H114L115 123V121H113L112 120V118H111V116L107 113V115L105 114V115H100V113H97L99 110H98V107L100 106H98L97 105V103H95ZM108 102V103H107ZM110 102H111V104H110ZM123 103V105H122V103ZM89 103H90V107H88L89 106ZM113 103V104H112ZM96 104V105H95ZM107 104H108V106H110L109 108H107V111H106V106H107ZM129 104V105H128ZM131 104V105H130ZM78 105H79V109H78ZM88 105V106H87ZM106 105V106H105ZM113 105V106H112ZM115 105V106H114ZM126 105H128L129 107H127ZM75 106H77V107H75ZM84 106H85V109H84ZM93 107V109H92V107ZM97 106V107H96ZM103 106H105L104 108H103ZM101 107V106H100ZM131 107V108H130ZM80 108H81V111H79L80 110ZM89 110H88V109ZM90 108L92 109V111L90 110ZM97 108V110H95L94 111V109H96ZM105 109V110H104ZM85 111V110H87V111H85V112H83V114L85 113L86 114V112L88 113V115L86 114V115H83L82 114V111ZM126 110V111H125ZM101 111H99V112H101ZM72 112H73V114H72ZM76 112H78V114L80 115V116H78V114L76 113ZM79 112H81V114H82V116H81V114L79 113ZM89 112H91L92 114H90V115H93V113L94 114H96L97 113V115H95L94 117H101V118H103L102 119V121L100 122L99 120L100 119H97V118H95L96 120H98V122L96 123V122H94V120H92L94 123H96L97 125H95L92 121H91V119H93L90 115H89ZM130 113V116L132 115ZM59 114V115H60ZM101 114H102V112H101ZM110 114H111V112H110ZM69 115H72V116H69ZM100 115V116H99ZM67 116V117H66ZM70 118H69V117ZM88 116H90V117H88ZM102 116H104V117H102ZM105 116H108V123L106 122L107 121V119H105L104 120V118H105ZM109 116H110V118L111 119H109ZM66 118V120L64 121V119L63 118ZM83 117V118H82ZM89 118V120H84L85 118ZM59 118L61 119V122L63 121L65 124H66V126L70 129V131H69V129H67L66 127H65V125H63L62 123H60V120H59ZM116 118L117 119H119V120H116ZM121 118V119H120ZM78 119H79V121H78ZM112 120V123L110 122ZM127 120V119H126ZM56 121H57V123H58V121H59V127H60V129H61V125H62V128L63 129H66V130H68L70 133L72 132V130H73V132L74 133H72V134H75V135H77V136H75V135H73L74 136V138H73V136H71V134L68 132H66L65 133V131H64V133H62V134H64L66 137L68 136V134H70L69 136H71L70 138L72 139H75L73 142L72 141H70L69 142V140H71L70 138L68 139V138H65V136H61L59 133H60V129H58L59 127L57 126L58 124L56 123ZM67 121H68V123H67ZM83 122H85V123H83ZM92 122V123H91ZM103 122V123H102ZM114 122V123H113ZM82 123L87 127V128H89L90 130H91V128L93 127V125H92V127H91V125H90V127H88L89 126V124H94L95 126V128H94V131H93V129H92V132L91 131H89V130H87V128L84 126V125H82ZM89 123V124H88ZM98 123H102V125L103 126H101V124H98ZM104 123H107V124H109L110 125V128L107 126V124H106V126H105V124ZM112 125H111V124ZM75 124V125H74ZM86 124H88V125H86ZM84 126V129H80V128H82V126ZM98 125L99 126H101V127H104V129L106 128V129H108V130H110V129H112V130H110L111 132H109V131H107L109 134L107 135L108 137H106V134H107V132H106V134L104 133V136H103V133H102V137L100 136V135H98V134H101V133H99V131H101V132H103V131H106V129L105 130H101L99 127H98ZM115 125V126H114ZM98 127V129H97V131L96 132H98V133H96L95 132V129ZM112 126H114V127H112ZM71 127V128H70ZM77 127H79L78 129H77ZM117 127V128H116ZM116 128V130H117V132H116V130L114 131V129ZM121 128V127H120ZM63 129H61V130H63ZM72 129V130H71ZM80 130L81 132H79V133H81V134H83L84 133V131H85V133L87 132V131H89L90 132V134H89V137H90V139H88V133H86L87 135H84L86 138V140H90V141H88V143L90 142V146H88V148L86 147V146H83V145H80V143L79 142H77V141H80V139H81V141H82V143L84 142V136L83 135H81V137H80V134H78V131L77 130ZM87 131H86V130ZM122 129V128H121ZM58 130V131H57ZM84 130V131H83ZM258 130H261V132L259 133L260 135L263 133V131H264V123L262 122L261 123V125L258 127ZM52 131H53V133H52ZM82 131H83V133H82ZM121 131V130H120ZM119 131V132H120ZM61 132H63V131H61ZM93 132H95V133H93ZM117 133L116 135L115 134H112V133ZM111 134V135H110ZM78 135H79V140L77 139V137H78ZM110 135V136H109ZM113 135V136H112ZM40 136H41V138H40ZM68 136V137H69ZM83 136V137H82ZM91 136H92V138H91ZM98 137L99 136V138L101 137L102 138V140H103V143L101 144V139L99 140V138H98V141H100L99 143L101 144V145H105V146H109V144H111L109 147H110V149H108V151H107V149L105 150V146H104V148L102 149V148H99L100 146H96V147H98V149L97 150H99V151H101V152H103L102 153V155H104V152L105 151H107V152H105V156H102V155H99L100 154V152L99 153H96L97 152V150L94 148V146L93 145H97L96 143H98V141H96L97 140V138L96 137ZM93 137L95 138L94 140L96 141V143L95 144H93ZM104 137H106V138H104ZM104 138V139H103ZM41 139V140H40ZM65 139V140H64ZM72 139V140H73ZM108 139V143H105L104 141H106V140ZM38 140V141H37ZM64 140V141H63ZM85 140V141H86ZM40 141H41V143H40ZM45 141V142H44ZM49 141V142H48ZM53 141H55V145L53 144L54 142ZM63 141V143H61ZM80 141V142H81ZM47 142V143H46ZM68 142V143H67ZM76 142H77V144H78V148H79V150H80V148L82 147L84 150H83V156H82V154H80V155H77V152L74 154L73 152H75V151H77L78 150V148H77V150H76V148H75V146H77V145H75L76 144ZM92 142V143H91ZM245 142H247V141H245ZM59 143H61L60 145H58ZM66 143H67V145H69L70 143L71 144H73V145H75L74 147L72 146V149L74 150V148H75V150L74 151H72L71 152V150L69 151V152H71V153H69V152H66L67 150L66 149H68L67 147V145H66ZM81 143V144H82ZM87 143V141H86V144H88ZM98 143V144H99ZM40 144V145H39ZM63 144H65V147H66V149H63L62 150V148H63ZM71 144L69 145V148H71ZM99 144V145H100ZM137 144V145H136ZM135 144V146H139V144L138 143H136ZM57 145V146H56ZM61 145H63V146H61ZM53 146H56L58 149H56V147H55V149H54V147ZM60 146V147H59ZM35 147H37V148H35ZM51 147L53 148V149H51ZM113 147H115V146H113ZM142 147H143V149H142ZM61 148V149H60ZM88 150V153H90L91 154V156L90 157H88V155L89 154H87V150ZM112 149H114V148H112ZM57 150V151H56ZM78 150V152H80L81 153V151H79ZM82 150V149H81ZM86 150V151H85ZM90 150H91V152H90ZM95 150H96V152H95ZM102 150H104V151H102ZM56 151V152H55ZM59 151V152H58ZM84 151H85V153H84ZM58 152V153H57ZM117 152H118V150H117ZM133 152H134V154H133ZM138 152V153H137ZM53 153V155H51ZM66 153H68L69 155H71L72 154V156L73 157H75V156H77V157H75V159L74 160H76L77 162H78V164H77V162L76 163H74L73 161V157L72 156H70L71 157V159H70V161H69V159L68 158H70L69 157V155H68V157L66 158ZM96 153V154H95ZM133 154V155H135V153H136V156H134V157H132L133 155H131V154ZM97 154H98V157H100V158H102L101 160H99L98 159V161L96 160L98 157H97ZM43 155V156H42ZM56 155V156H55ZM58 155H60V157L58 158ZM64 155H66V156H64ZM85 155H87V157L85 156ZM139 156V157H141V160H142V156ZM62 156H63V158H62ZM79 156H80V158H82V160L79 158ZM85 156V157H84ZM93 156V157H92ZM94 156H96L97 158L95 159V157ZM127 157V158H124V157ZM192 156H193V154H192ZM238 156H240V154H238ZM40 157H44V158H46V159H44V158H40ZM84 157V158H83ZM136 157H137V161L136 160H134V159H136ZM54 158H55V160H56V165H57V170L62 166V165H64V166H62L63 168H67L66 166H68L69 165V167L71 168V166L73 165V166H75L74 168H76V166L78 165H80L81 164V166H79V167H81L82 169L80 170V168L79 167H77L79 170L76 172H73L72 170L74 169L73 167L71 168V170L70 169H63V168H60L59 169V171L58 172H60L59 174L61 175H59L58 174V172H57V174L59 175H57L56 174V169H55V171H54V167H53V163H54ZM59 160H58V159ZM60 158H61V160H60ZM76 158H78V159H76ZM86 158H88V159H86ZM124 159V161H123V159ZM130 158V159H129ZM243 158H244V156H243ZM44 159V160H43ZM62 159H63V161H64V163L62 162ZM87 160V161H85V160ZM105 160H106V157L104 158ZM103 159V160H104ZM224 159V158H223ZM42 160V161H41ZM66 160H68L69 161V163H68V161H66ZM81 160V161H80ZM92 160H96L95 162V165L93 166V164H94V162L92 161ZM120 160V159H119ZM129 160H133L135 163H136V165L135 164H133L134 162H132V161H129ZM228 161L229 160H232V158H228L227 159ZM260 160V161H259ZM48 163H47V162ZM58 161V162H57ZM59 161H60V163H59ZM72 161V162H71ZM87 162V163H85V162ZM89 161V162H88ZM126 161H129L128 163L126 162ZM241 161V160H240ZM258 161L260 162V165H258L259 164V162H258V164H257V167H259V170L257 171V175L260 177V178H262V180L259 182L260 184L258 185V187L256 188V189H254L255 191H253V193H252V195H254V196H252V197H256V198H258V200L259 201H256L255 202V204H257V205H262V204H264V153H263V155L261 156V157H259V159H258ZM46 162V163H45ZM67 162V163H66ZM101 162V163H100ZM120 162H122V164L124 163V164H126V166L124 165V167H123V165L120 163ZM132 164H131V163ZM36 163H38V164H36ZM45 163V164H44ZM74 163V164H73ZM102 163H104V164H102ZM41 164H42V166H41ZM53 164V165H52ZM72 164V165H71ZM83 164H85V165H83ZM91 165L92 164V166H89V165ZM119 164H121L122 165V168H120L121 166L119 165ZM128 164H130V165H133V166H131L132 168H134V165H135V168L134 169H131L130 168V166L128 165ZM144 165H145V163H143ZM262 164V165H261ZM49 165V166H48ZM52 165V166H51ZM61 165V166H60ZM97 165H100V166H98V169H97ZM226 165H228L229 166V171L231 172V173H233L234 172V170L236 169V166H235V162H233V161H231V162H227L226 163ZM249 162H247V161H245V160H242V162H239L238 163V165H237V168L239 167V168H243V172H241L240 174H236L235 175V172L233 173V176L235 175L236 177H234V179H231L228 183H226V184H228L227 186L229 187V190H232L235 186H237V184L239 183V181L241 180V179H243V177H245L246 176V174L247 175H249ZM103 167V169H102V167ZM50 167H53V168H51L52 169V171H50V170H48V169H50ZM86 169H85V168ZM91 167V168H90ZM95 167V168H94ZM101 167V168H100ZM115 167H116V169H115ZM129 169H128V168ZM150 167H151V170H150ZM48 168V169H47ZM118 168H120V169H128V170H126L127 172H126V174L125 173H123V175H122V172H125L124 170H121L120 171V169L118 170ZM46 169H47V171H46ZM95 169H96V173H97V170L98 171H100L99 169H101V171L103 170V171H105V172H101L100 171V173H99V175H98V173L96 174V173H94L95 172ZM248 169V170H247ZM62 170V171H61ZM63 170L64 171H69L68 173H70L71 171V173L72 174H69L70 176V180L67 182L68 184H66L65 183V180L66 179H69V177H67L66 176V174H65V176L67 177H64V175H63V177H62V174L64 173L63 172ZM75 170V169H74ZM77 170V169H76ZM94 170V171H93ZM130 170H132V171H130ZM152 170H153V172H152ZM45 171V172H44ZM54 171V172H53ZM119 173H118V172ZM146 171H151L150 173H148V172H146ZM49 172V173H48ZM63 172V173H62ZM83 172V173H82ZM90 174H89V173ZM132 172V175L130 174ZM68 173H67V175H68ZM80 173V174H79ZM104 173V174H103ZM112 173V174H113ZM121 173V174H120ZM43 174H41V176L43 175ZM54 174H56V176L54 175ZM80 176H79V175ZM87 175V179H86V175ZM91 174H95V177H99V179H100V181H101V179H102V181H104L105 182V184H103L104 182H102V185H101V182L99 181V183L97 182L99 179H95V177H90V176H92ZM117 174H118V176H117ZM129 174H130V176H133V177H131L132 179L134 178V181L133 180H131V178L129 177ZM51 175L54 177H56V180H55V177L53 178V177H51ZM72 175V176H71ZM81 175H82V177H81ZM110 175V176H109ZM120 175V176H119ZM124 175H128V176H126L125 177V180L126 181H128V183H126V181L124 180ZM149 175V176H150ZM58 176V177H57ZM111 176H113V177H111ZM114 176H117V180L118 181H120V183L116 180V177H115V180L113 179L114 178ZM121 176H122V178H123V180H122V178H121ZM165 176V174L162 176V178ZM59 177H61V178H59ZM75 177H77V178H75ZM82 179H81V178ZM57 178H59V179H57ZM73 178V179H72ZM79 178V179H78ZM95 180H94V179ZM111 178L113 179V180H111ZM120 178H121V180H120ZM130 178V179H129ZM155 178V179H154ZM196 178V180L197 179H199L200 180V182H202V180L200 179V178H198V177H195ZM90 179V180H89ZM93 179V180H92ZM108 179H110L111 180V183H110V180L108 181ZM153 179H154V181H153ZM18 180H21V179H18ZM22 180H24V179H22ZM72 180V181H71ZM79 180V181H78ZM81 180H83V181H81ZM85 180H87V181H85ZM107 180V181H106ZM134 182L132 185H130V183L129 182ZM151 180V181H150ZM156 180V181H155ZM195 180V181H196ZM199 180H197L196 181V183H198V184H200V182H199ZM26 181V180H25ZM25 181H23V182H20V181H17V185H15V186H18V188L20 187L19 186V184L21 185V189H16V191H21V190H23L24 188H23V186H26L27 185V183L25 182ZM80 181H81V183H80ZM85 181V182H84ZM98 183H96V182ZM116 181V183H119V185H121V186H119L118 184V186L116 185V183H114ZM123 181H125V183H122ZM148 181V182H147ZM150 181V182H149ZM20 182V183H19ZM70 182H72V183H70ZM73 182H75V183H73ZM88 182V183H87ZM153 182H154V184H153ZM155 182H157L156 184H155ZM263 182V183H262ZM16 183V182H15ZM19 183V184H18ZM65 183V184H64ZM77 183V184H76ZM85 183H87V184H85ZM92 183H95V184H92ZM136 183L138 184V185H136ZM148 183V184H147ZM149 183L151 184V186L149 185ZM26 184V185H25ZM72 184V185H71ZM75 184V185H74ZM81 184V185H80ZM83 184V185H82ZM89 184V186H87ZM115 184V185H114ZM128 184V185H127ZM154 185V187H152L153 185ZM56 185V186H55ZM64 185V186H63ZM70 185H71V187H70ZM91 185H93L94 187H92ZM95 185L97 186V185H100L98 188H97V190H99L100 188H103L101 191H96V188H95ZM122 185H124V186H122ZM125 185L129 188V191L131 192H126V190H128L127 189V187L125 188ZM150 187V189L147 187ZM87 186V187H86ZM112 186H114L113 187V189H115V187L117 188V189H115V190H113L112 191ZM129 186H132L131 188L129 187ZM137 188H136V187ZM141 186L144 188V189H146V190H144L143 188H141ZM155 186H156V189H153V188H155ZM159 186V187H158ZM206 186H207V191H209V192H218V191H216L215 190V188L216 187H213L212 185H208V184H206ZM66 187H69V188H66ZM89 187V188H88ZM120 188V191L123 193V191H125L124 192V194H126V195H124V194H122L120 191H119V188ZM121 187H123L122 189H121ZM141 188V190H142V192H141V195H140V192H137V191H139L140 190V188ZM152 187V188H151ZM231 187V188H230ZM16 188V187H15ZM66 188V189H65ZM77 188V189H76ZM80 189V191H79V189ZM83 188V189H82ZM85 188V189H84ZM93 189L92 191H96V192H93L92 194H94V195H92V194H90L92 191H90L91 189ZM94 188H95V190H94ZM105 188V189H104ZM134 188V189H133ZM139 188V189H138ZM263 188V189H262ZM73 189V190H72ZM76 189V190H75ZM87 189V190H86ZM90 189V190H89ZM138 189V190H137ZM153 189V191H155V194L157 195V196H159V197H155V196H153L154 195V192H152V191H149V190H152ZM158 189V190H157ZM262 189V190H261ZM69 190V191H68ZM78 190V191H77ZM85 190V191H84ZM109 190L110 191H112V192H114L115 194H118V196L117 195H115L114 194V196H111L110 194H112L113 195V193L112 192H110V194L108 193L109 192ZM118 190V191H117ZM132 190H135V192L136 193H139V196H140V200H141V202H140V200H139V204L141 205V203H144V200H146L145 202H148V203H145V204H142L141 206H144L145 205V208L143 207L142 209H141V207L139 206V204L137 203V201H138V198H139V196L137 195V194H135V192L134 191H132ZM140 190V191H141ZM156 190H157V192H156ZM234 190H235V192H236V194H237V192H238V190L236 189V188H234ZM58 193V194H56V192ZM75 191H76V193H75ZM88 191V192H87ZM89 191H90V193H89ZM107 192L108 194H106L107 196L105 197V195H101L102 193H104V192ZM145 191H147V192H145ZM50 192H52L51 194H50ZM55 192V193H54ZM65 192L67 193V194H65ZM117 192V193H116ZM119 192V193H118ZM134 194H133V193ZM151 192V194H149ZM221 192V191H220ZM55 195H54V194ZM60 193V194H59ZM62 193H63V197H60V196H62ZM75 193V194H74ZM85 193H88V194H85ZM100 194V196H101V198H103V197H105V198H103V199H101V201L102 202H100V200H99V198L97 197V196H99V195H97V194ZM144 193V194H143ZM146 193H147V197L145 196L146 195ZM47 194V195H48ZM70 194V195H69ZM84 194V195H83ZM95 194H96V197L98 198V200H99V202H98V200L96 199V201L98 202V204H101V203H104V199L106 200V198H107V201L108 202H106V203H111L113 206H111V204H110V206H109V204H102L101 206L100 205H98L97 203H96V201H95V199L94 198H96L95 197ZM119 194H120V196H119ZM121 194H122V196H121ZM130 194H133L132 196L130 195ZM220 194V193H219ZM259 194V195H258ZM67 195L70 197H68V198H66L67 197ZM72 195V196H71ZM77 196V197H75L74 198V196ZM86 195V196H85ZM87 195H90V196H87ZM129 195V196H128ZM136 195V196H135ZM150 195V196H149ZM57 196H59V197H57ZM83 196H85V197H83ZM94 196V197H93ZM108 196H109V198H110V196L113 198L114 197V199H112V198H110V199H112L113 200V203H112V201L109 199L108 200ZM116 196V197H115ZM123 196H125V198L123 197ZM130 196L132 197V199L130 198ZM145 196V197H144ZM152 196V197H151ZM221 196H222V194L220 195V202H216L215 204H217V205H222L221 207V214H220V220H224V216H225V219L226 220H230V219H232L233 217H234V212H233V208L232 207H234L235 206V204H242V203H244V201H238L239 199L238 198H236L235 199V201H236V203L235 204H232V201L231 200H228L227 201V203H224L223 201H221ZM4 197V198H3ZM2 198H3V200L0 202V211L1 212H4V211H6V209L9 207L8 206V204L10 205V200L8 201L7 199H8V197L6 196L5 197V195L3 196ZM122 197H123V201L121 200V202L119 201L120 199H122ZM127 197V198H126ZM133 197H134V199H133ZM136 197H138L137 199H136ZM149 197L151 198V200H153V198L155 199V200H153V202H154V204H156L155 202L157 201V203L159 204V205H154L155 206V208H153L154 206L152 205V210H151V208L149 207V206H151V204H152V201H150L149 200ZM60 198H65V201L66 202H62L63 204H61L60 203V201H62L63 199H61L60 200ZM79 198V199H78ZM81 198V199H80ZM82 198H84V199H82ZM118 199V198H120L118 201L117 200H115V199ZM128 198H130V200H132V201H130L131 203H129V199ZM143 198H145V199H143ZM158 198V199H157ZM54 201H56V202H54ZM73 199V200H72ZM137 201H136V200ZM71 200H72V202H71ZM77 200V201H76ZM84 202V203H82V201ZM114 200L116 201V203H114ZM133 200H135L134 202H133ZM142 200H143V202H142ZM7 202H9V203H7ZM52 203V205H51V203ZM74 202L76 203V204H74ZM119 202L120 203H123V204H119ZM136 205L137 204V207H135L134 208V210H133V208L132 207H134V205H133V203ZM69 203V204H68ZM72 203V204H71ZM94 203V206L96 207V208H98L96 205H98V206H100V207H106L107 208V210H105V208H104V211H108L109 213H110V211H111V213L109 214L108 212V216L110 215V216H112L113 218L111 219L110 218V216H109V218L108 219H111V220H107V218H106V215H107V213H105L104 211H103V209H102V211L106 214H96V213H102V211H101V208L99 207L98 209H96V208H94L93 210H92V212H91V208H93V207H91V205ZM125 203V204H124ZM151 203V204H150ZM80 204V205H81ZM119 205V206H117V205ZM149 206H148V205ZM57 204H56V206H58ZM117 206L118 208L116 209V207H115V209H114V206ZM122 205H124V206H122ZM128 205H130V206H128ZM46 206H49V207H46ZM55 206V205H54ZM86 206V207H85ZM126 206H128V208H126ZM6 209H5V208ZM76 207V208H75ZM113 207V208H112ZM121 208V210H119L120 208ZM131 207V208H130ZM147 207H149V210H151V214H148L147 215V212L146 211H149V210H143V209H146ZM227 207V208H226ZM251 206H249V207H247L246 209H245V211L246 212H249V214H252V213H254L255 211H256V209H254V208H250ZM2 208V209H1ZM56 208L57 209H59V211H57L56 210ZM78 208V209H77ZM87 208V209H86ZM111 210H110V209ZM137 208H139L141 211L143 210L144 211V213H143V211H142V213L143 214H141V211H139V209H137ZM157 208V211L156 210H154V209H156ZM226 209V210H228V211H223L224 209ZM232 208V209H231ZM123 209H124V212H123ZM126 209V210H125ZM129 209V210H128ZM223 209V210H222ZM232 210L231 212H230V210ZM4 210V211H3ZM56 210V211H55ZM96 212H95V211ZM99 212H98V211ZM112 210L114 211V212H112ZM123 212L122 214H123V216H124V218H126V220L128 221H124L123 220V217H122V214H120V212ZM132 210V211H131ZM153 210H154V212L155 213H157V214H155L154 212H153ZM40 211V212H41ZM71 211V210H70ZM116 211H118V215H117V212ZM125 211L127 212V214H131V217L133 218V217H135L136 219H132L130 216H129V218L131 219V222H130V219H128L127 217H128V215L125 213ZM131 213H130V212ZM136 211H138L137 213H136ZM55 212H57V213H55ZM95 212V213H94ZM116 212V214H113V213H115ZM133 212V213H132ZM152 212L154 213V215H153V217L151 216L152 215ZM51 213H53V214H51ZM89 213H91V215H92V213H94L92 216H93V218L91 217V216H89L90 214ZM124 213H125V215H126V217H125V215H124ZM56 215V216H53V215ZM133 214V215H132ZM134 214H135V216H134ZM136 214H138L137 216H136ZM141 214V215H140ZM75 215H78V217H75ZM95 215H98V216H105V218H106V221L105 222H103L102 224L100 223L99 224V222H101V221H103V219L105 220V218H100V217H98L97 216V218H96V216ZM116 215V216H115ZM119 215H120V217L122 218H120L119 217ZM144 215L145 216H147V218H148V216H149V220H150V222H151V224H150V222H149V220H147V222H146V220H143V218L145 219L146 217H144ZM263 215H264V213H263ZM141 216H142V220H141ZM150 216H151V219H150ZM156 218H155V217ZM83 217H85V218H83ZM89 217H91L92 219H91V221L92 220H95V218H96V222H97V220H98V224L99 225H105L103 228H102V226H101V228L99 227V225L98 224H96V222L94 223V221H92L93 222V224H91V222H90V225L89 226H92L91 227V230H90V228H89V226L87 225V224H89V222L88 221H90L89 219ZM119 217V218H118ZM160 217V218H159ZM227 217V218H226ZM49 218H51V219H49ZM101 220V221H99V219ZM140 218V219H139ZM85 219V220H84ZM88 219V221L86 222V220ZM119 219H121L120 221L121 222H119ZM154 219V221L152 222L151 220H153ZM112 220H118V222H119V225H118V230H117V228H116V226H117V224L118 223H116L115 222V224H114V222H112ZM122 220H123V223L125 224V222H127V224H129L128 225V230H131V232H132V234H131V232H129L128 230H126L127 229V227H123L122 225H124L123 223H122ZM133 220V221H132ZM138 220V224H139V226L140 227H142V225H141V222L143 221L144 223H142V224H146L147 226H145V228H143V230L138 226H135V225H137V221ZM139 220H140V223H139ZM253 220V221H252ZM251 221V223L250 224H247V223H239L238 224V226H239V232H238V234H239V236H240V234L242 235H245L249 230V228H251L252 226H255L256 224H257V222H258V219H256L255 218V216L253 217V219H252ZM55 221H56V223L59 225V227H60V229L61 228H67L66 229V231L64 232V230L62 231V229L61 230H58V231H60L59 233H61V231H62V233H64V235H61L60 236V238L62 237V238H64V239H60V240H62L61 242H62V244H61V242H60V244L58 243L59 241V239H57V245H56V241H54L53 242V244H52V248H53V246H54V243H55V245L56 246H54V248L53 249H49V251L47 250L46 251V249H48L47 247H49L50 245L49 244H51V243H48L49 241H50V239H51V241L50 242H52L53 241V239H54V237L58 234V231H54V228L55 227H57V224H56V226H55ZM111 221V223H109V222ZM156 221H157V223H156ZM185 223H184V222ZM189 221V222H188ZM255 221V222H254ZM84 222V225L82 224ZM87 224H86V223ZM106 222L107 223H109L110 225H111V227L109 226V225H107L106 224ZM149 222V223H148ZM161 222V223H160ZM163 222V223H162ZM188 222V223H187ZM254 222V223H253ZM75 224V227H77L76 229H78L77 230V233L76 232H73L75 235H76V239H75V241L77 240V236H78V234L82 231V230H84L83 232L84 233H82V234H84V235H82L81 233V236H80V234H79V237H78V241H76L77 243H75L74 244V239L73 238H75L74 236H70V234H71V232L70 231H68L70 228V230H72V227H74V225L73 224ZM105 223V224H104ZM113 223V224H112ZM122 225H121V224ZM73 226H72V225ZM77 224H80L79 226H77ZM127 224H125V225H127ZM131 224H133V227L135 226V229L136 230H134V228L132 227V229L130 228V225ZM135 224V225H134ZM87 226V227H85V228H87V229H89V231L87 232L86 231V229L83 227V226ZM97 226V228H96V226ZM116 225V226H115ZM160 225V226H159ZM164 225H165V227H164ZM52 226L54 227V228H52ZM113 226H114V228H115V230H114V232H112L111 230L112 229H114L113 228ZM120 226V227H119ZM144 226V225H143ZM41 227H43V228H41ZM49 227H50V229H49ZM74 227V228H75ZM82 227V228H81ZM93 227H95L94 229H97V231L99 230L98 228H100V230L99 231H101V232H96V233H93V232H95L94 231V229H92ZM106 227H110V229H108V232L106 231ZM182 227V228H181ZM119 228H122V230H120ZM138 228H139V230H138ZM187 228V229H186ZM55 229H57V228H55ZM59 229V228H58ZM80 229H82L81 231H79ZM105 229V230H104ZM141 229V230H140ZM170 229V230H169ZM35 230V231H34ZM46 230V231H45ZM102 230H104V231H102ZM125 230H126V232H128L129 233V235H128V233L126 234L125 233ZM172 230V231H171ZM241 230H242V232H241ZM50 231V232H49ZM74 231H76L75 229H74ZM79 231V232H78ZM86 231V232H85ZM90 231H92V232H90ZM111 231V232H110ZM120 231V232H119ZM124 231V232H123ZM187 231V232H186ZM29 232V231H28ZM28 233L27 234V231H26V235H28V236H30L31 235V233ZM46 232V233H45ZM67 232H68V235L73 239L72 240V244H70V245H73V246H66V245H68L69 243H65V245H63L64 243H63V241L65 242V240H66V235H67ZM246 232V233H245ZM42 233V234H41ZM47 235H45V234ZM66 233V234H65ZM85 233H87V235L85 234ZM91 233H93V234H91ZM111 233V234H110ZM115 233H116V235H115ZM124 233H125V236H124ZM180 233V234H179ZM30 234V235H29ZM37 234H38V232H37ZM38 234V235H39ZM54 234H55V236H54ZM98 234V235H97ZM106 234V235H105ZM123 234V235H122ZM182 234H184L185 236H187V237H190V238H188L189 239V241H188V239H186L187 240V242H186V246L184 245V239L185 238H187V237H185V238H183V237H181L182 236ZM39 235V236H40ZM90 235V236H89ZM94 235V237H95V239H94V237H91V236H93ZM102 235V236H101ZM111 235V236H110ZM114 235V236H113ZM127 235H128V237H127ZM173 235V236H172ZM183 235V236H184ZM35 236V235H34ZM39 236H35V237H39ZM69 236H67V238L69 237ZM84 236V237H83ZM101 236V237H100ZM108 236V237H107ZM175 236H176V238H175ZM50 237V238H49ZM86 237V239H87V241H86V239H83L82 241H81V238H85ZM2 238V239H1ZM4 238H6L7 240H8V238L7 237H5V236H2L1 234H0V249H1V247H5V245L7 246V244H8V242H9V240L7 241L6 239H4ZM42 238H44L43 240H41ZM59 238V237H58ZM91 238V239H90ZM113 238V239H112ZM182 238H183V240H182ZM102 239H103V241H102ZM111 239V240H110ZM178 239H180V240H182V243H181V245L183 246L182 247V249H181V246H180V244H179V246H177V247H175L176 245H175V243H176V240H178ZM191 239V240H190ZM69 240V242L71 243V239H68ZM114 240V241H113ZM180 240H179V243H180ZM260 240H262V239H260ZM41 241H42V243H41ZM74 241V242H73ZM81 241V242H80ZM97 242V243H94V242ZM101 241H102V243H101ZM126 241V242H125ZM191 241V242H190ZM3 242H4V244H3ZM6 242H7V244H6ZM66 242H68V241H66ZM88 242V244L91 246H89L88 244H85V243H87ZM100 242V243H99ZM113 242V243H112ZM124 243V245H123V243ZM119 243V244H118ZM188 243V244H187ZM30 244V245H29ZM59 244V245H58ZM77 244V245H76ZM118 244V245H117ZM121 244H122V246H121ZM257 244L258 243H255V244H252L251 246H255V247H257ZM2 245H4V246H2ZM26 245V246H25ZM27 245H29V246H27ZM49 245V246H48ZM61 245V246H60ZM63 245V246H62ZM76 245V246H75ZM110 245V246H109ZM189 245H188V247H189ZM19 246V245H18ZM46 246V247H45ZM66 246V247H65ZM90 247L89 249H87V251H89V250H91V248H94V249H92L90 252H88V253H84L85 251H86V248L87 247ZM108 246H109V248H108ZM115 246V247H114ZM170 246V247H169ZM39 247H40V250H39ZM45 247V248H44ZM97 247H100V248H98V250L96 249ZM106 247V248H105ZM179 247V248H178ZM187 247V248H188ZM50 248V247H49ZM74 248H73V250H74ZM85 248V249H84ZM112 248V249H111ZM123 248V249H122ZM189 248H191V246L189 247ZM188 248V249H189ZM63 249H61V251L63 250ZM103 250L102 252H101V250ZM176 249V250H175ZM185 249V250H184ZM45 252H44V251ZM63 250V251H64ZM85 250V251H84ZM93 250H97V252L95 251V253H94V251ZM108 252H107V251ZM181 250H184V251H186V252H184V254L181 252ZM22 251H23V253H22ZM25 251V252H24ZM30 251V250H29ZM28 251V252H29ZM98 251H100V252H98ZM117 251V252H116ZM178 251V252H177ZM36 252L38 253V254H36ZM44 252V253H43ZM47 252V253H46ZM52 252V253H53ZM104 252H106V253H104ZM118 252H120V253H118ZM149 252V253H148ZM30 253V252H29ZM40 253V254H39ZM46 253V254H45ZM52 253H50V254H52ZM97 253V254H96ZM99 253H101L100 255H99ZM111 253V254H110ZM113 253V254H112ZM174 253V254H173ZM180 253H182V255L180 254ZM187 253V254H186ZM44 254V255H43ZM176 254V255H175ZM178 254V255H177ZM179 254H180V256H182V257H184V255L186 256V257H184V259L182 258V260H184V261H182L181 260V258H180V256H179ZM76 257H75V256ZM98 257H97V256ZM103 257H102V256ZM114 255H115V257H114ZM96 256V257H95ZM105 256H107V257H105ZM108 256H110V257H108ZM149 256V257H148ZM73 257H71V258H69V259H72ZM95 257V258H94ZM113 257V258H112ZM179 257V258H178ZM30 258V259H29ZM78 258L75 260V259H72V261L74 262H72L71 260L69 261L68 260V262H72L71 264H75V261L77 262L76 264H87V262H86V260L82 263H80V261L78 260ZM96 258H97V260H96ZM147 258H149V259H147ZM178 258V259H177ZM176 259V260H175ZM187 259V260H186ZM28 260H30L29 262H28ZM38 260H40V261H38ZM75 260V261H74ZM103 260V261H102ZM148 260V261H147ZM188 260H189V262H188ZM23 261V260H22ZM20 262V264H23L24 263V261L23 262ZM38 261V262H37ZM95 261V262H94ZM191 261V262H190ZM14 262V260L12 261V262H8L9 264H14L13 263ZM17 262V261H16ZM68 262H66L67 264H69ZM79 262V263H78ZM7 263V264H8ZM54 264L56 263L55 261L53 262ZM66 263H64V264H66ZM193 263V262H192ZM191 263V264H192ZM6 264V263H5ZM16 264V263H15ZM48 264H52V262H50V263H48ZM104 264H106V260H105V263ZM107 264H110L108 261H107ZM179 264H181V263H179ZM194 264V263H193Z\"/></svg>", "mask_w": 264, "mask_h": 264}]
</instances>
